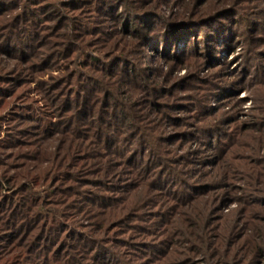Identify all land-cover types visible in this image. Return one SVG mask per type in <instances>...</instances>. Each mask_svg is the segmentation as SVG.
<instances>
[{
	"label": "rangeland",
	"instance_id": "374dc122",
	"mask_svg": "<svg viewBox=\"0 0 264 264\" xmlns=\"http://www.w3.org/2000/svg\"><path fill=\"white\" fill-rule=\"evenodd\" d=\"M0 264H264V0H0Z\"/></svg>",
	"mask_w": 264,
	"mask_h": 264
}]
</instances>
